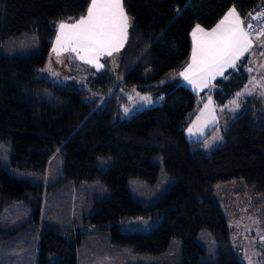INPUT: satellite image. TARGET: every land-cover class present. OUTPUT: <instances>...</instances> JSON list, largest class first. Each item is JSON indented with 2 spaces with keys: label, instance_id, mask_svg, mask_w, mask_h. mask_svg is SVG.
Wrapping results in <instances>:
<instances>
[{
  "label": "trees",
  "instance_id": "16d2710c",
  "mask_svg": "<svg viewBox=\"0 0 264 264\" xmlns=\"http://www.w3.org/2000/svg\"><path fill=\"white\" fill-rule=\"evenodd\" d=\"M91 3L0 0V141L10 145L16 169L38 175L13 176L0 155V264H79L78 248L86 231L52 215L60 211L66 190L96 180L108 193L86 208L83 223L109 228L119 249L157 255L177 237L179 264H243L216 187L243 180L264 202V109L240 111L224 131V142L206 149L203 140L186 137L199 95L176 81L158 82L189 59L196 25L212 28L231 7L247 19L264 0H123L130 26L116 57L117 69L111 68L116 58L104 57L103 68L73 60L70 74L75 83L54 81L42 70L52 54L57 25L85 16ZM32 34L39 39L34 52L2 51V42ZM148 68L152 71L145 75ZM247 79L243 64L228 69L216 79L213 96L223 104ZM133 87L162 95L163 102L124 118L125 93ZM90 90L110 94L102 107ZM56 151L62 170L46 186L39 176ZM162 167L173 178L168 189L151 203L135 199L129 181L157 184ZM45 204L46 219L41 220ZM18 211L20 219L10 224ZM139 216L160 221L149 232L119 229V220ZM204 229L217 243L211 262L200 261L206 250L197 239ZM23 234L29 239L36 234L37 243L25 240L28 250L18 254Z\"/></svg>",
  "mask_w": 264,
  "mask_h": 264
},
{
  "label": "rangeland",
  "instance_id": "374dc122",
  "mask_svg": "<svg viewBox=\"0 0 264 264\" xmlns=\"http://www.w3.org/2000/svg\"><path fill=\"white\" fill-rule=\"evenodd\" d=\"M246 23L244 22V27ZM203 30L204 27L200 26ZM252 45L248 51L240 56L239 62L233 69H237L243 64L248 75L244 86L236 91L228 101L220 104L213 96L216 79L221 75L209 76L203 83L192 84L185 80L180 73L184 72L188 64L191 63L193 49L190 58L184 62L182 67L158 83L167 82L170 78L186 87H189L199 95V99L194 109V118L186 128V137L190 140H203L206 149H213L221 145L224 138V131L233 121L235 116L242 110L250 106L262 107L264 109V37L250 38ZM194 42V38H193ZM39 45V39L36 34L24 36L20 39H9L1 44V49L6 54H29L34 52ZM60 57L50 55L43 72L50 76L54 81L75 83L71 80L70 63L72 59L59 60ZM112 70L117 69V58L112 63ZM227 67H225L226 69ZM151 68L145 71L147 75ZM177 72V73H176ZM151 73V72H150ZM179 75H176L178 74ZM71 75V76H70ZM73 79V78H72ZM170 79V80H171ZM169 80V81H170ZM86 83L89 86V80ZM90 89V88H89ZM91 91V90H90ZM92 92L93 97L99 101L98 106L102 107L109 97V93ZM128 97L127 102L122 106V117H128L130 114L143 108L159 105L164 97L149 93H142L136 87L125 93ZM206 98L204 99V95ZM147 99H144V98ZM250 99L258 100L254 103ZM235 102V103H234ZM125 109H128L125 112ZM189 128L192 132L189 133ZM0 155L4 168L15 177H36L33 172H26L16 169L10 162L11 147L6 141H0ZM158 162L162 159L158 157ZM62 162L59 153L56 151L49 160L45 174L39 177L47 186L56 181L61 173ZM173 178L169 177L164 168H161L160 182L157 184L147 183L146 181L132 178L129 181V188L132 196L143 202L151 203L159 198L170 186ZM69 190V189H68ZM64 193L65 197L60 200L58 205L60 211L53 214L56 220H66L67 225H74L79 231H86V236L79 246V264H179L181 261V239L173 238L168 250L164 253L151 255L134 252L131 247L119 249L112 243L109 228H98L95 225L84 222L86 208L90 206L93 200L100 199L107 195V187L100 180L95 183L81 184L77 188ZM216 196L222 209L225 211L230 226L232 228V241L238 258L243 264H264V202L257 193L248 188L243 180H235L227 184H220L216 187ZM66 199V200H65ZM69 199V200H68ZM48 205H44L41 220L46 219V210ZM66 210V211H65ZM67 214V215H66ZM21 214L16 212L15 217L9 218L8 222L13 224L20 219ZM69 220V221H68ZM160 221L159 217L128 218L119 220L118 227L124 232H149ZM109 224H107L108 226ZM29 240L33 245L37 243V235L34 234L29 239L25 234L19 236L17 244L18 254L28 250L23 244ZM198 242L206 250V253L200 256V261L211 262L216 259L217 243L207 229L200 232ZM15 254L16 252L13 251ZM31 258V257H30Z\"/></svg>",
  "mask_w": 264,
  "mask_h": 264
},
{
  "label": "snow or ice",
  "instance_id": "6c2138e0",
  "mask_svg": "<svg viewBox=\"0 0 264 264\" xmlns=\"http://www.w3.org/2000/svg\"><path fill=\"white\" fill-rule=\"evenodd\" d=\"M127 27L128 17L121 0H92L86 17L72 25L60 23L56 40L57 44H73L94 54L93 59L89 60L92 63L95 56L120 46ZM252 30V24H248L245 29L234 8L210 32H205L197 25L192 33L194 49L191 63L180 75L195 85L198 81L203 83L209 76L221 75L225 67H235L236 61L252 45ZM259 34L264 35V30Z\"/></svg>",
  "mask_w": 264,
  "mask_h": 264
},
{
  "label": "crops",
  "instance_id": "0c3cea01",
  "mask_svg": "<svg viewBox=\"0 0 264 264\" xmlns=\"http://www.w3.org/2000/svg\"><path fill=\"white\" fill-rule=\"evenodd\" d=\"M121 2H122L123 10L126 13V11L124 9V6H123V0H121ZM232 8H234L235 11L239 14V17H240V19H241V21L243 22V25H244V22L246 23V20L247 19H245L243 16H241V14L239 13V11L235 7H231L230 9H232ZM229 10L226 13H228ZM86 16H87V14L85 16H83V17H86ZM224 16L212 28H205L206 30H204V31L205 32H210L224 18ZM127 17H128V15H127ZM80 19L75 20V21H62V22L65 23V24H68V25H72V24H75ZM62 22H60V23H62ZM60 23L57 25V35H56V37H55V39L53 41V44H52V54L51 55H55L56 57H60L59 60H64L65 61L66 59H72V60H76V61H79V62L88 64V65H92V66H95V67H98V65H99L100 67H98V68H103V66H104L103 58L104 57H110V59H115L118 56L120 50L123 48V46L125 45V43L127 41V38H128V30H129V26H130V21H129V17H128V27L126 29V33H125V35H124V37L122 39V43L120 44V46L118 48H115V49H108L103 54H100L98 56H95L94 62L89 63V60L93 59L94 54L85 52L83 49H81V48H79V47H77L76 45H73V44H65V45L57 44L56 38H57V36L59 34V25H60ZM196 26L192 29V33H193V30L196 28ZM199 26H201V25H199ZM192 33H191V39H192V49H193L194 42H193V35H192ZM254 39H257V38H254ZM74 47L76 48L75 51L72 50ZM108 51H111V54L110 55L108 54ZM191 52H192V50H191ZM239 60L236 61V64L239 62ZM232 68H234V67H227L226 69L224 68L223 71L225 72L228 69H232ZM176 75H179V73L176 74ZM169 78L171 79L172 77H169ZM170 81H173V79H171Z\"/></svg>",
  "mask_w": 264,
  "mask_h": 264
},
{
  "label": "built area",
  "instance_id": "2783aa9c",
  "mask_svg": "<svg viewBox=\"0 0 264 264\" xmlns=\"http://www.w3.org/2000/svg\"><path fill=\"white\" fill-rule=\"evenodd\" d=\"M264 3L261 6L247 15L245 29L247 30V25L252 24L253 30L251 31L250 38H260L264 37V35H260V31L264 30ZM254 17H258L254 19Z\"/></svg>",
  "mask_w": 264,
  "mask_h": 264
}]
</instances>
